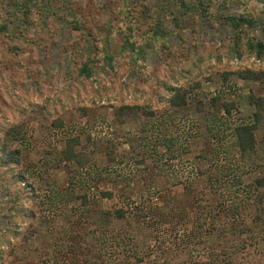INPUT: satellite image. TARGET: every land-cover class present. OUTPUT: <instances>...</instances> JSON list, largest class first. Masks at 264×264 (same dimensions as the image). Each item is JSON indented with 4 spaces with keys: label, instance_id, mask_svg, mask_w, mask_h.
<instances>
[{
    "label": "rangeland",
    "instance_id": "obj_1",
    "mask_svg": "<svg viewBox=\"0 0 264 264\" xmlns=\"http://www.w3.org/2000/svg\"><path fill=\"white\" fill-rule=\"evenodd\" d=\"M135 1L131 0L133 4ZM137 1L154 10L161 2ZM110 2L120 4L124 0H0V241L5 237L9 241L0 244V251L5 252L3 264H83L80 259L73 263L64 254L57 255L59 239L44 225L53 221L48 198L57 189H70L75 176H82L81 182L83 178L86 182L75 195L86 194L87 203L63 202L59 206L86 222L77 231L82 244L88 243L85 236L90 230L98 228L100 215L112 217L105 219L103 226L117 237L113 245L119 256L113 264H169L176 260L167 249L185 243L193 226L199 225L196 197L208 195L216 185V175L221 174L218 178L228 187L230 181L240 177L246 188L240 192L243 195L257 178L264 177V166L259 167L264 165V120L256 132L252 160L224 154L234 139V127L254 122L250 97L264 98V84L247 82L240 76L248 69L264 71V59L247 51L237 58L230 48L238 37L242 41L252 37L264 41V30H234L224 18L239 16L245 9L259 17L263 4L252 0L250 5L231 3L227 9L225 0H202L209 18L201 12L187 11V43L192 44L191 53L199 51L205 56L198 66L188 60V78L177 72L179 81L171 79L169 69L176 56L172 51L180 49L172 36L171 47L163 52L141 45L133 53L131 65L115 73L98 64L94 80H80L79 66L97 52L95 36H105L104 28L110 29L115 23L107 8ZM187 3L198 4L197 0ZM168 10L181 13L178 5ZM3 25L7 30H2ZM168 28L174 30L171 21ZM194 39L200 42V48L194 46ZM117 47L118 42L113 41L114 54ZM172 82L174 87L190 86L194 90L187 106L179 110L170 107L163 89L165 83ZM217 94L237 104L231 115L209 107L210 98ZM200 102L206 109L200 111ZM136 105H150L156 118H117L120 108ZM13 130L18 132L15 140L10 134ZM76 135L84 145L78 150L95 155L94 166L88 170L61 161L67 139ZM165 138H171L174 146H168ZM97 139L104 145L101 150L96 146ZM4 144L7 152L18 151V165L8 164ZM110 148L116 153L114 163L104 152ZM214 151H220V155L215 157ZM211 152L215 158H200ZM50 181L54 187L48 184ZM129 186L133 189H127L129 195L142 210L141 218L116 222V211L124 204L120 192ZM221 190L225 195L230 191ZM17 192L24 199L18 206L22 213H15L13 199ZM107 192L113 196L105 197ZM59 219L57 223L63 224ZM14 232L17 238L12 237ZM248 238L243 236V241ZM248 244L242 248L247 262L264 264V240Z\"/></svg>",
    "mask_w": 264,
    "mask_h": 264
},
{
    "label": "trees",
    "instance_id": "obj_2",
    "mask_svg": "<svg viewBox=\"0 0 264 264\" xmlns=\"http://www.w3.org/2000/svg\"><path fill=\"white\" fill-rule=\"evenodd\" d=\"M251 1L225 0V7L227 9L230 8L229 5L231 3H246L250 5ZM254 1H259L263 4V10L259 17H256L255 14L253 15L250 9L248 13L245 9L239 16H226L224 18L225 23L234 30H239L241 27L248 29L259 27L264 30V0ZM197 2L198 4L196 6H191L187 3V0H161L160 7L155 10L152 7L138 3L137 0L135 1L136 4H133L131 0H124L120 4L110 2L107 8L111 9L115 23L110 29L104 28V32H106L105 36H95L97 52L94 57L88 58L86 62L79 66L78 78L83 81L94 80L98 75L95 71L98 64L116 73L122 66L126 64L131 65V57L134 52L138 51L141 45L147 44L153 50L163 52L164 49L167 50L171 47L169 38L172 36L177 38L180 49L177 52L172 51L174 54L176 53V56L169 69L170 73H172L171 79L173 82L179 81V78L175 77L177 76V72L180 74V77L188 78L191 75L190 71L185 67L188 60H191L192 66H198L205 56L203 52L199 51L191 53L190 49L192 48V44L187 43L188 39L184 35L187 11L191 10L194 13L201 12L204 17L208 18L211 16L202 0H197ZM176 5L180 8V14H174L173 10H168V7L173 8ZM169 21L174 25V30L172 31L168 28ZM75 26L76 28L79 27L77 24ZM1 28L2 30H7V27L4 25ZM113 41L118 42L117 52L115 54L112 51ZM194 42H196L194 46L200 48V42L198 43L196 39H194ZM234 42L230 48L235 57L241 58L243 53L247 51L248 54L255 55L262 60L264 59L263 40H256V37H252L246 41H242L238 37ZM113 62H116L117 65L115 66ZM240 76L244 81L252 83L261 82L264 84V71L248 69L240 72ZM173 82L165 83L163 89L167 94L168 100H166L170 107L179 110L187 106L194 90L190 86L174 87ZM249 104L254 108V122L236 125L233 133L234 139L226 147L224 152L228 156L233 154L236 158L239 157L241 161L252 160L256 155V132L259 131L260 125L264 120V98H254L251 96ZM209 107H212L216 113L224 112L231 115L237 107V104L235 102L225 101L220 94H217L210 98ZM199 109L200 111L206 109V104L200 102ZM133 116H143L148 120H152L157 115L154 114L150 105L124 106L119 109L117 114V118L122 117V119ZM10 134H12V140L18 138V132L16 130L11 131ZM165 140L168 146H174L171 138H165ZM90 141L92 140L90 139ZM82 142L83 140L79 135L69 137L60 157H62L61 161L64 164L71 162L76 168L88 170L94 166L95 155L86 152L84 149L78 150V147L84 146ZM96 142L98 150L103 149L104 145L101 143L102 141L97 139ZM6 146V144L3 145V152L9 161L8 164L18 165L20 163L18 160V151L14 153L7 152ZM104 152L110 157V162L114 163L116 153L111 148L104 150ZM214 153L216 155L215 157L220 155V151H214ZM215 157L212 152L205 156L200 155V158L207 159ZM1 160L0 157V170L2 169ZM263 166L259 164L260 169ZM56 167H59V163H56ZM220 175H216L217 179L214 180V184L216 185H213L214 187L210 192L207 191L208 195L206 197H196L195 206L198 210L199 225L193 226L190 235L186 236L185 243H177L175 247L167 249L168 252L171 251V254L176 256L174 258L176 260L168 261L169 264H250L244 257L245 254H243L242 248L250 241L251 243L248 245L253 246V244L259 243L260 240H264V194L262 193L264 190V177L257 178L254 184L249 185L250 189L248 192L243 195L240 192L246 188L243 187V183L239 179L240 177H235L230 181L231 187H228L223 179L218 178ZM81 177H73L70 180V189L67 191L57 189L54 196L48 198V206L51 210L50 212H52L53 221L49 219L48 224L44 225L51 228L53 234L59 239L57 241L59 245L57 255L64 254L66 260L69 258L73 263L75 260L80 259L83 264H113L119 256H117V246L113 245V238L116 241L117 237L113 236L109 232V229L103 226L106 221L105 219H111L112 217L101 213V221L97 217L99 221V224H97L98 228L93 229V231L90 230L89 236H85L88 243L82 244L77 240L79 239L77 231L85 226L86 222H83L82 217L78 221V217H72L74 216L71 215L72 213H66V210L59 206L63 202L82 201V204L87 203L88 198L86 194L83 196L80 194L75 195L77 188L81 190L82 183L86 186V182L83 181L84 178L81 182ZM236 183L238 184L237 187ZM48 184L52 185V187L55 186L52 184V181L48 182ZM167 186H169L168 183ZM221 188L230 189L226 193L227 196L222 192ZM127 189H130V186L120 192V195L123 196L122 204H124L122 208L116 211L117 216L114 218L116 222L124 218L128 220L135 219V221L141 218L142 210L138 208L136 199L131 196L132 194L129 195ZM130 190L133 191V189ZM156 193L154 191L152 194L155 195ZM103 195L105 197H112L113 193L107 192ZM13 200L17 205L15 213L19 211L22 213V208H18L24 200L22 193L17 192V196ZM151 210H153V207ZM59 217L61 218L59 219ZM143 218L145 219L146 216H143ZM58 219L63 221V224L60 225V223H57ZM155 225L158 229L160 223ZM251 233L254 235L249 236ZM245 235L249 238L243 241V236ZM12 237L17 238V234L14 232V236ZM91 240H95L93 244ZM238 240H242L243 242H238ZM4 242L9 243L7 237L0 241V244H4ZM108 247H111L113 251L110 252ZM4 256V250L0 251V264H3Z\"/></svg>",
    "mask_w": 264,
    "mask_h": 264
}]
</instances>
